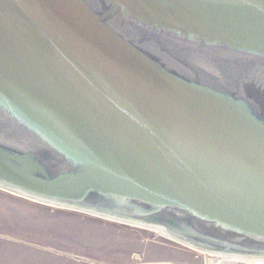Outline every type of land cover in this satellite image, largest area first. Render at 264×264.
I'll return each mask as SVG.
<instances>
[{
	"label": "water",
	"instance_id": "95a60500",
	"mask_svg": "<svg viewBox=\"0 0 264 264\" xmlns=\"http://www.w3.org/2000/svg\"><path fill=\"white\" fill-rule=\"evenodd\" d=\"M0 188L264 259V0H0Z\"/></svg>",
	"mask_w": 264,
	"mask_h": 264
},
{
	"label": "rangeland",
	"instance_id": "374dc122",
	"mask_svg": "<svg viewBox=\"0 0 264 264\" xmlns=\"http://www.w3.org/2000/svg\"><path fill=\"white\" fill-rule=\"evenodd\" d=\"M206 254L153 229L0 188V264H209Z\"/></svg>",
	"mask_w": 264,
	"mask_h": 264
},
{
	"label": "bare ground",
	"instance_id": "6f19581e",
	"mask_svg": "<svg viewBox=\"0 0 264 264\" xmlns=\"http://www.w3.org/2000/svg\"><path fill=\"white\" fill-rule=\"evenodd\" d=\"M52 205H54V204H52ZM57 206H59V205H57ZM61 207H64V206H61ZM72 209H75V208H72ZM211 255H213V257H218V258H214L213 259V261H212L213 264H220V263H222V262H224L226 260H234V261H238V262L240 261V263L251 260V259H247L246 260L245 258L237 257V256H234V255L231 256V255L216 254V253H211ZM257 260H264V259H257Z\"/></svg>",
	"mask_w": 264,
	"mask_h": 264
},
{
	"label": "built area",
	"instance_id": "2783aa9c",
	"mask_svg": "<svg viewBox=\"0 0 264 264\" xmlns=\"http://www.w3.org/2000/svg\"><path fill=\"white\" fill-rule=\"evenodd\" d=\"M206 254V253H205ZM211 255H209V254H206V260L209 262V264H212V259H214V258H218V257H213V256H211ZM217 261V260H216ZM240 263V262H239ZM220 264H223V262L222 263H220ZM240 264H264V260H257V259H251V260H249V261H245V262H241Z\"/></svg>",
	"mask_w": 264,
	"mask_h": 264
}]
</instances>
